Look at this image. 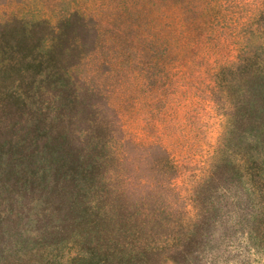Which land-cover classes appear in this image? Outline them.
<instances>
[{"label":"rangeland","instance_id":"obj_1","mask_svg":"<svg viewBox=\"0 0 264 264\" xmlns=\"http://www.w3.org/2000/svg\"><path fill=\"white\" fill-rule=\"evenodd\" d=\"M173 3L0 0V264H264L263 0Z\"/></svg>","mask_w":264,"mask_h":264},{"label":"trees","instance_id":"obj_2","mask_svg":"<svg viewBox=\"0 0 264 264\" xmlns=\"http://www.w3.org/2000/svg\"><path fill=\"white\" fill-rule=\"evenodd\" d=\"M173 2L175 4L174 12L176 11L177 22L171 24V33L174 41L170 48H177V38L182 35L186 51L199 53L204 51L202 44L210 34H218L219 28L224 27V25H227L226 28H228L229 22L236 20L238 13L241 12V7L248 5L246 3L250 2V0H245V4H242L240 0H173ZM250 7L248 9V20L253 21L260 14L262 8L259 5ZM242 44L239 47L240 53H243L242 48L244 49ZM245 55L250 60L255 56L254 53Z\"/></svg>","mask_w":264,"mask_h":264}]
</instances>
